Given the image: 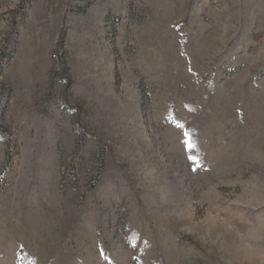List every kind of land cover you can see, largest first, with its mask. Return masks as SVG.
<instances>
[{"label":"rangeland","instance_id":"rangeland-1","mask_svg":"<svg viewBox=\"0 0 264 264\" xmlns=\"http://www.w3.org/2000/svg\"><path fill=\"white\" fill-rule=\"evenodd\" d=\"M0 264H264V0H0Z\"/></svg>","mask_w":264,"mask_h":264}]
</instances>
